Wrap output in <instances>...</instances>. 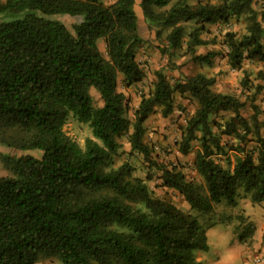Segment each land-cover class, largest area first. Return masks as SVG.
<instances>
[{"label":"trees","instance_id":"1","mask_svg":"<svg viewBox=\"0 0 264 264\" xmlns=\"http://www.w3.org/2000/svg\"><path fill=\"white\" fill-rule=\"evenodd\" d=\"M138 4L0 0V16L6 19L0 22V144L41 153L39 158L1 156L8 175L0 176V264H37L41 259L62 264H201L196 252L208 250V238L198 219L154 197L128 163L111 167L120 149L118 139L130 127L131 150L156 167L162 185L177 190L191 209L210 213L223 200L236 205L239 188L254 204L264 201V136L257 150L234 148L239 155L233 168L224 167L214 159L223 147L210 120L230 111L233 116L224 124L214 122L222 134L244 142L252 122L260 136V85L254 86L249 119L241 115L244 104L236 96L215 91L216 79L201 72L182 75L173 85L163 72H156V82L142 95L133 123L125 117V95L118 91L120 75L129 84L145 76L136 60L143 42L137 8L156 38L169 29L162 52L185 45L186 54L200 66H211L219 55L198 53L208 45L202 38L206 27L244 18V33L227 32L223 39L229 66L241 70L245 60L264 62V0L262 11L256 10L254 0ZM64 16L79 20L72 31L58 19ZM243 73L241 86L248 89L249 73ZM258 76L264 79L263 73ZM92 89L101 106L94 104ZM175 92L197 103L179 151L188 155L193 142H199L194 163L204 185L187 180L176 166L153 160L143 142V125L157 107H162L164 117L173 113ZM70 115L92 131L83 147L64 132Z\"/></svg>","mask_w":264,"mask_h":264},{"label":"rangeland","instance_id":"2","mask_svg":"<svg viewBox=\"0 0 264 264\" xmlns=\"http://www.w3.org/2000/svg\"><path fill=\"white\" fill-rule=\"evenodd\" d=\"M113 1L115 0H106V3L109 4ZM199 1L217 3L220 0H190V4H196ZM136 2L139 5V0ZM254 7L256 10L262 11V0H254ZM137 15L143 42L136 50V60L144 70L145 76L140 81L129 84L120 75L118 81V91L125 95V117L131 123L134 122V113L139 106L142 95L153 88L156 82L155 74L158 71L163 72L172 85L177 79L182 78V75L191 76L198 72L215 78L214 90L236 96L244 104L241 115L248 119L253 114L250 100L254 86L260 85L262 91L256 95V104L264 110V79L258 76L259 72L264 74V62L245 60L241 70L232 69L228 63V47L223 44L224 35L227 32L244 33L246 26L244 18H232L228 22H218L206 27L202 33V38L208 42V45L199 47L198 53L206 54L215 51L219 55L213 59L211 66H200L186 54L185 45L178 50H172L168 53L162 52L167 46L165 37L169 29H163L161 37L158 39L155 29H149L139 8H137ZM4 19L0 16V22ZM58 19L70 31L79 21L77 18L67 16ZM262 25L264 28V22ZM190 30L191 24L187 26V32ZM186 40L187 36L184 38V42ZM98 45L105 55L104 43L100 41ZM243 70L249 73L250 87L248 89H243L241 86L244 76ZM91 95L94 104L101 106V99L94 89L91 90ZM174 107L173 113L167 117L162 115V107L155 109L143 125L145 130L143 142L152 150L151 158L153 160L166 165L168 168L176 166L178 170L184 173L187 180L204 185V180L199 175L194 163L196 152L200 147L199 142H193L192 150L188 155H183L179 151L183 129L188 118L195 113L197 103L188 94L175 92ZM232 116L233 113L228 111L210 117L213 131L220 137V143L223 147V151L215 154L214 159L221 162L224 167L231 169L235 164L236 156L239 155V152L234 148L245 147L247 150H257L260 143L259 138L264 136L263 115L259 116L258 131L260 136L255 134L256 130L250 122L251 131L247 134L246 140L241 143L238 138L222 134L221 129L214 126V122L224 124ZM132 131L133 128L130 127L129 132L118 139L120 149L114 157L111 167L117 168L128 163L136 177L146 180L154 197L171 202L183 212L198 219L200 225L206 230L208 250L197 251L196 259L201 264H264V201L260 204H254L251 195L246 193L244 188H239L235 196L236 205L228 204L223 200L214 204L210 213H201L191 209L177 190L162 185V173L156 167H152L142 154L131 150L129 136ZM64 132L82 147L87 138L93 137L89 125L80 123L72 115L66 121ZM26 154L36 158L41 157V153L38 151L23 152L0 144V176L8 175L1 159L2 155L21 157ZM149 176H151L150 180L148 179ZM37 264L62 263L56 259H41Z\"/></svg>","mask_w":264,"mask_h":264},{"label":"crops","instance_id":"3","mask_svg":"<svg viewBox=\"0 0 264 264\" xmlns=\"http://www.w3.org/2000/svg\"><path fill=\"white\" fill-rule=\"evenodd\" d=\"M199 261V260H198Z\"/></svg>","mask_w":264,"mask_h":264}]
</instances>
